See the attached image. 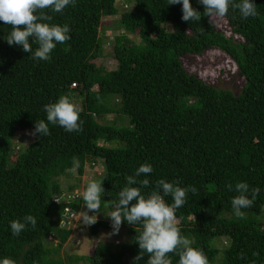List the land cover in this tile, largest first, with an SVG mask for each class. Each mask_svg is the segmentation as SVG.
I'll return each mask as SVG.
<instances>
[{"label": "trees", "instance_id": "obj_1", "mask_svg": "<svg viewBox=\"0 0 264 264\" xmlns=\"http://www.w3.org/2000/svg\"><path fill=\"white\" fill-rule=\"evenodd\" d=\"M116 1L75 0L62 13L46 10L53 19L44 22L70 27V39L57 44L49 61L34 60L22 46H10L3 37L11 27L0 22V264L4 259L11 264H133L140 253L135 237L143 229L127 221L121 228L130 236L129 244L98 242L90 256L74 260L60 254L71 235L60 225L64 210L80 214L86 205L83 197L53 201L64 194L57 179L73 168L82 175L95 161L102 165L97 181L105 192L99 212L90 215L114 211L126 177L149 164L153 172L138 180L148 179L150 186L133 185L143 195L161 179L197 189L188 192L175 214L181 235L204 253L208 264H264L259 221L264 207V0H253L255 17L243 19L231 7L223 17L242 38L237 43L214 30L198 0L191 4L201 12L199 22L181 19L182 4L131 0L132 10L123 12L119 23L137 32L141 43L117 36V65L107 72L93 61L102 54L101 19L116 16ZM37 46L32 43L33 51ZM211 48L236 63L244 79L240 94L216 89L184 70L183 56ZM62 96L81 100L83 130L68 132L49 123L50 135L38 139L37 134L16 152L15 134L34 131L35 121H46L44 106ZM110 114L128 119L127 125L99 123ZM238 182L260 189L253 205L242 209L243 218L231 204L239 193L226 187L231 183L234 189ZM164 199L173 203L170 195ZM26 215L36 218V228L28 225L13 235L10 222H23ZM110 229V217L90 226L94 238ZM219 238L228 241L221 250L214 246ZM148 258L145 254L139 264ZM168 258L179 264L176 253Z\"/></svg>", "mask_w": 264, "mask_h": 264}, {"label": "clouds", "instance_id": "obj_2", "mask_svg": "<svg viewBox=\"0 0 264 264\" xmlns=\"http://www.w3.org/2000/svg\"><path fill=\"white\" fill-rule=\"evenodd\" d=\"M198 3L203 5V16L209 17L211 25L216 18L224 17L230 7L233 10H238L243 19L257 15L253 0H198ZM168 4H182L181 19L185 22H199L202 18L201 12L192 6L191 0H168ZM69 5L75 6V0H0V22L11 27V31L3 39L10 46H22V50L31 53V58L34 60L49 61L57 44H62L70 39V27L67 24L61 26L44 22L53 19V16L49 15L46 10L62 13ZM32 43L38 45L35 51H33ZM44 111L47 122L45 120L35 121L34 131L30 133L33 136L39 134L38 139L51 134L49 123L59 125L68 132L83 130L80 122V108L66 96L60 97L57 102L46 104ZM152 172L151 165L143 164L134 175L126 177L127 186L119 191L118 200L114 204L115 210L107 216L111 218L113 233H119L124 221L130 225L142 226L143 230L135 237L140 253L133 258V264H139L145 254L149 256L146 264H172L168 258L169 253H176L179 256V264H208L204 253L193 248L191 240L181 235L175 214L176 210L187 202L188 192L195 193L197 189L195 187L182 188L178 186V181L170 183L161 179L156 182L155 190L145 196L141 193L140 187L133 185L149 187L148 179L138 180V177ZM226 187L230 191L234 190L239 193L232 199L231 204L234 214L243 218L242 209L253 205L260 189L258 187L250 189L246 182H238L234 189L231 183ZM104 192L102 183L95 181L90 182L83 192L86 210L82 211V220L87 226L97 222L96 215L89 213L99 212L101 194ZM249 193L251 198H249ZM169 195L173 198L171 204L166 203L164 199ZM61 197H64L63 201H72L64 194L57 197L58 200ZM73 214L75 213H71V215ZM28 225H31L33 229L36 228L37 220L34 216L26 215L23 222L20 220L10 222L12 233L17 236ZM64 226L67 227L66 224ZM2 264H11V261L4 259Z\"/></svg>", "mask_w": 264, "mask_h": 264}, {"label": "rangeland", "instance_id": "obj_3", "mask_svg": "<svg viewBox=\"0 0 264 264\" xmlns=\"http://www.w3.org/2000/svg\"><path fill=\"white\" fill-rule=\"evenodd\" d=\"M115 8L117 10L116 16L103 17L101 19L100 28V39L102 41V54L98 59H95L93 63L103 68L105 71H111L116 68V61L113 57V43L117 36H126L129 40L135 44H140L138 33H131L120 25L119 18L123 12L131 11L133 8V2L131 0H117L115 2ZM210 21V19H209ZM212 27L216 32L221 33L227 39L241 42L242 38L236 35L227 20L223 17L216 18ZM168 31H171L170 25L166 27ZM181 63L184 70L195 76L207 85H210L219 90H226L231 92L233 95H238L244 86V79L239 74L236 63L223 51L217 48H211L199 55H185L181 58ZM96 89V88H94ZM73 102L79 108L81 106V100L79 98H73ZM126 118V117H125ZM127 119V118H126ZM101 124L113 123L114 125L121 127L127 125V121L120 115H106L102 119L98 120ZM32 131H18L15 134L13 143L17 146L14 150L17 152L18 149L25 150L29 144L33 142L34 136L31 135ZM111 145V144H109ZM108 145V146H109ZM96 166L89 169L85 167L82 175H79L75 171L70 170L64 176L57 179L60 187L64 190V196L66 198L73 199V195L77 198L83 197L88 184L92 181L98 183L97 179L101 175L102 165L100 161H95ZM70 192V188H72ZM110 214L106 215L96 214L97 220H106ZM260 225L264 228V207L261 216H259ZM66 226L71 230V235L68 241L63 245L60 254L64 259L71 258L74 260L76 256L87 257L93 252V248L98 242L113 243L116 246L124 243H130V236H127L126 231L120 228L118 234L113 233V229L100 230L97 237L94 238L90 230V226L84 224L82 220V213L79 215H71L67 221ZM178 224V220H177ZM66 227V228H67ZM57 243V241L53 240ZM228 244L225 238H219L214 240V246L218 249H223ZM78 264H88L87 262H80Z\"/></svg>", "mask_w": 264, "mask_h": 264}, {"label": "built area", "instance_id": "obj_4", "mask_svg": "<svg viewBox=\"0 0 264 264\" xmlns=\"http://www.w3.org/2000/svg\"><path fill=\"white\" fill-rule=\"evenodd\" d=\"M74 197H76V196H74V194H73V197H72V198H74ZM69 199L72 200L71 198H69ZM53 201L58 202L59 200H58V198H54ZM70 216H71V210H70L69 208H66V209L64 210V214H63V216H62V218H61V225H62V226L65 225L67 219H68Z\"/></svg>", "mask_w": 264, "mask_h": 264}, {"label": "water", "instance_id": "obj_5", "mask_svg": "<svg viewBox=\"0 0 264 264\" xmlns=\"http://www.w3.org/2000/svg\"><path fill=\"white\" fill-rule=\"evenodd\" d=\"M64 200V197H61V199L59 200V202H62Z\"/></svg>", "mask_w": 264, "mask_h": 264}]
</instances>
